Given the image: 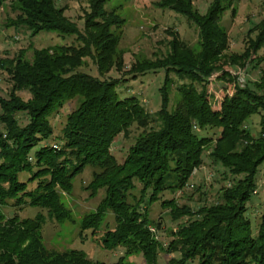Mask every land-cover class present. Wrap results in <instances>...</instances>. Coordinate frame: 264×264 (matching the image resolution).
Returning a JSON list of instances; mask_svg holds the SVG:
<instances>
[{
	"label": "trees",
	"instance_id": "16d2710c",
	"mask_svg": "<svg viewBox=\"0 0 264 264\" xmlns=\"http://www.w3.org/2000/svg\"><path fill=\"white\" fill-rule=\"evenodd\" d=\"M106 1L87 0L82 30L56 0L9 2L13 16L7 17L5 27L21 28L30 36L55 31L62 37L74 36L79 44L35 48L30 58L22 48L3 65L11 87L7 96L0 95V264H106L79 249L46 248L42 212L23 218L4 212L6 206L28 205L45 210L58 223L72 221L62 193L71 192L74 178L87 167L93 170L84 188L91 197L102 190L103 197L80 220L79 235L85 230L97 232L110 212L114 226L105 223L98 241L106 250L123 248L110 264H135L127 259L133 255H141L146 264H158L160 252L177 253L168 264H264V213L255 232L245 216L256 190V173L260 166L264 170V68L252 83L241 85L233 78L232 93L225 94L216 109L207 91L214 73L232 79L223 66L259 63L256 54L264 45V18L247 31L244 50L227 55L228 36L221 17L228 9L234 16L232 0H210L203 13L193 0H156V7L180 14L196 27V46L167 28L171 38L164 55L135 59L118 78H100L79 70L85 58L92 59L100 76L124 67L117 32L124 19L117 7L106 8ZM156 70L164 71L157 111L150 113L134 96L119 97L116 88L126 81L125 75ZM171 74L183 81L176 87L179 98L172 108ZM19 91L28 92L29 98L23 99ZM69 100H77V105L66 114L61 144L40 145L53 133L50 115ZM254 113H259L256 137L245 126ZM20 114L27 119L24 124ZM132 125L140 131L119 162L111 144L118 134L128 137ZM206 128L219 133L215 138L199 136ZM206 148L213 162L238 176L220 189L219 200L196 210L174 198L160 200L164 191L174 193L186 186L201 166ZM21 172L29 173L25 181L18 178ZM33 181L36 185L28 188ZM135 183L140 185L138 196L133 193ZM158 200L173 220L188 217L170 232L172 239L165 247L150 230L153 224L159 229V222L148 217V207Z\"/></svg>",
	"mask_w": 264,
	"mask_h": 264
},
{
	"label": "rangeland",
	"instance_id": "374dc122",
	"mask_svg": "<svg viewBox=\"0 0 264 264\" xmlns=\"http://www.w3.org/2000/svg\"><path fill=\"white\" fill-rule=\"evenodd\" d=\"M4 0L0 8V95L7 96L11 82L9 75L3 68L5 61L15 56L19 49L27 50L25 56L30 58L32 50L41 47H53L59 44L78 45L74 36H60L59 33L39 32L30 36L28 31L23 29H14L13 27H5L4 23L7 17H12L13 13L9 10V2ZM156 0H108L105 7H117V13L124 19L121 27L117 29L119 34V48L123 51L124 67L122 71L111 69L106 75L100 76L96 70V65L90 58H85V64L79 70L89 73L100 78H118L123 76V71H127L135 59H154L165 54L167 50V41L171 36L166 33L165 29L170 28L177 31L179 37L191 46H196L197 29L180 14L169 9H161L155 6ZM210 0H193L197 10L203 13L206 10ZM58 6L65 5V15L72 21L76 22L80 30L83 28V16L87 9V0H56ZM235 8L234 16L228 9L221 17V24L227 30L228 47L224 51L229 55L232 53H241L247 40V31L252 28L258 21L264 18V5L261 0H232ZM256 31L251 33L254 37ZM259 63H249L245 68L239 66L225 65L222 68L230 73L231 80L222 79L220 73H214L210 78L207 91L210 96V102L213 108H218L219 102L225 94H231L233 91V78L239 84L243 85L250 81L251 83L258 80L260 70L264 68V45L256 54ZM126 81L121 82L116 88L120 98L134 96L139 99L143 107L150 113L155 112L160 107L159 87L162 85L164 78L163 70L147 71L143 74H137L132 77L125 75ZM173 83L170 87V108L178 101L177 85L181 81L173 74ZM19 96L23 99L29 98L26 91H19ZM77 105V100H69L62 107L53 112L50 117V123L53 133L51 137L40 145L49 144L52 146L61 144V129L65 123L66 114L72 111ZM154 116V115H153ZM20 123L26 122V117L19 115ZM152 126H156L152 123ZM246 128L253 136L259 134V113H254L245 121ZM140 128L132 125L129 136L123 137L118 134L111 144V152L117 161L121 162L127 152V148L133 142L134 137L139 133ZM219 133L216 128H206L198 132L199 136H210L215 138ZM210 148H206L202 154V164L195 169L189 178L186 186L178 192L171 193L164 191L161 194L162 199L174 198L179 205L186 204L193 210L200 205H209L219 200L221 188L232 183L234 177L230 172L219 163L213 162L209 157ZM92 168L87 167L84 171L73 180V187L69 194L62 193V201L71 209L72 221L58 223L47 217L45 210L39 207L24 205L20 208L6 206L4 212L10 216L13 213L20 217H33L37 212L45 215V223L42 226V237L46 248L63 251L65 249L82 250L89 259L93 261H102L106 264L115 262L123 253V248L117 247L113 250H106L101 247L98 237L104 231V224L108 227L114 226L112 214L109 212L102 226L91 233L85 230L81 236L79 235V223L82 217L95 210L96 206L103 197V191L100 190L96 196H89V192L84 188L91 179ZM264 170L260 166L255 176L256 190L247 202L245 216L251 223L252 231L255 232L260 220L261 214L264 213ZM29 176L27 172L18 174L20 181H25ZM35 181L29 182L27 187L33 188ZM136 189L133 193L138 196L140 185L135 183ZM160 200L154 202L148 207V217L154 223L159 222V229L155 228V224L150 226L151 232L155 234L157 239L165 247L168 245L172 236L171 231L175 230L180 223L188 220L184 216L178 220H173L168 214V209H164L160 205ZM142 205L141 208H143ZM177 257V253L167 254L160 252L158 256V264H168L170 257ZM135 264H146L141 255H133L127 258Z\"/></svg>",
	"mask_w": 264,
	"mask_h": 264
}]
</instances>
